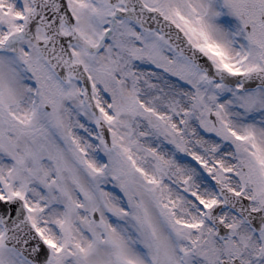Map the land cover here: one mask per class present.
<instances>
[{"label":"snow or ice","instance_id":"6c2138e0","mask_svg":"<svg viewBox=\"0 0 264 264\" xmlns=\"http://www.w3.org/2000/svg\"><path fill=\"white\" fill-rule=\"evenodd\" d=\"M0 264H264V0H0Z\"/></svg>","mask_w":264,"mask_h":264}]
</instances>
